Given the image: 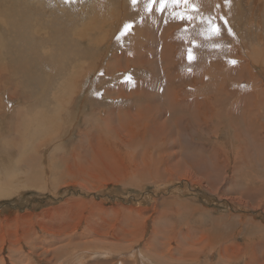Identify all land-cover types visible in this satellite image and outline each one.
I'll use <instances>...</instances> for the list:
<instances>
[{
	"label": "rangeland",
	"instance_id": "obj_1",
	"mask_svg": "<svg viewBox=\"0 0 264 264\" xmlns=\"http://www.w3.org/2000/svg\"><path fill=\"white\" fill-rule=\"evenodd\" d=\"M51 1L0 0V42L11 48H0V155L4 162L21 159L17 164L28 156L39 157L30 167L27 161L14 167L17 173L9 182L13 188L6 185L10 191L0 194V264H264V129L258 125L261 135L253 140V129L246 123L241 130L233 128V147L228 144L231 133L225 132L228 108L236 98L243 99L240 106L246 117L264 114V0H228V5L213 0L205 15L196 6L198 13L193 15L216 16L220 25L221 35L210 39L201 34L205 25L199 19L189 24L168 21L171 8L148 13L145 0L135 6L130 2V10L127 0H58L57 6L50 4L55 12L49 18L55 17V25L68 19L71 33L66 29L62 35L60 29L48 37L14 32V39H9L10 11L20 21L31 20ZM229 5L235 8L229 10ZM240 5L242 11H235ZM65 7L74 13L73 19L64 16ZM184 10L182 5L178 11ZM128 23L133 27L120 36ZM52 41L76 50L68 62L74 78L65 84L73 94L60 95L58 105L43 97L42 103L56 114L58 130L47 125L29 138L16 112L20 107L35 112L34 103L40 91L47 90V81L59 78ZM189 48L195 55L191 63ZM160 50L168 51L162 56ZM209 84L212 90L223 87L234 95L219 112L204 102L203 87ZM185 88L189 92L179 98L182 107L168 109V95ZM125 96L128 103L123 102ZM187 104L200 111L195 114L188 108L187 113ZM57 107L64 110L58 113ZM214 115L226 122L217 125L219 138L207 134L206 124H194L203 118L213 125ZM126 119L129 124L122 128L119 123ZM162 124L170 128L171 139ZM10 144L19 146L14 151ZM200 230L216 235L214 246L208 239L201 244ZM223 235L226 239L218 240ZM103 249L108 253L93 254Z\"/></svg>",
	"mask_w": 264,
	"mask_h": 264
},
{
	"label": "bare ground",
	"instance_id": "obj_2",
	"mask_svg": "<svg viewBox=\"0 0 264 264\" xmlns=\"http://www.w3.org/2000/svg\"><path fill=\"white\" fill-rule=\"evenodd\" d=\"M6 1H8V0H6ZM11 1V0H10ZM45 3H46V0H43ZM192 1H196V6L198 7V8H202L203 9V12H202V14L201 15H205V14H207V8H208V6L209 5H211V1H213V0H209L210 1V4H205L206 2L205 1H203V0H192ZM218 1V0H217ZM237 1V0H236ZM57 2H58V0H52L48 5H39L38 6V8L39 7H43L44 6V10H43V12L40 14V15H37V16H35V17H33L31 20H28V19H25L24 21H20V20H18V18H17V14L15 13V12H12V11H10L9 13H8V21H7V25H8V32L9 33H21L23 36L26 34L25 32H30L31 34H45V35H47L48 37H54V36H56V35H58V33H60V29H63V34L62 35H65L66 34V29H67V32L68 33H71L72 32V30H73V28H72V26H69V21H68V19H66L65 17L67 16V17H71L72 19H73V17H74V13H72V11H71V9H67L66 7L65 8H63V10L65 11V14H64V18H65V22L63 23L62 22V24L61 25H55V24H53L52 23V21H54V18L55 17H50L49 18V15L51 14V12L52 11H54L55 10V8H51L50 7V4L51 3H54V4H56V6H57ZM59 2H60V0H59ZM130 2H131V0H127V9L128 10H130L132 7V5L130 4ZM208 2V1H207ZM221 3V2H220ZM239 3V2H238ZM229 3H227V5H228ZM237 4V3H236ZM235 4V5H236ZM182 5L183 4H181L180 6H179V8H178V10H181V8H182ZM205 6H207V7H205ZM224 6H226V4L224 5ZM92 7V6H91ZM131 7V8H130ZM217 7V6H216ZM37 8V9H38ZM222 8V7H221ZM235 7H232V5H229L228 6V9L230 10V9H234ZM29 8H26V10H28ZM237 9V10H236ZM236 9H235V11H240L241 9H242V6L240 5L239 7H236ZM228 10V11H229ZM242 11V10H241ZM240 11V12H241ZM255 11V10H254ZM55 12V11H54ZM59 12V11H58ZM121 12V11H120ZM134 12H135V10H134ZM231 12V11H230ZM246 12V11H245ZM62 13V12H61ZM225 13V12H224ZM237 13V12H236ZM244 13V12H243ZM59 14V13H58ZM123 14V13H122ZM122 14H120V16L122 15ZM125 14V13H124ZM228 14V13H227ZM232 14V13H231ZM247 14H248V11H247ZM250 14V13H249ZM94 15V14H93ZM229 15V14H228ZM244 15V14H243ZM92 16V15H91ZM95 16V15H94ZM120 16H119V18H120ZM215 16V15H214ZM230 16V15H229ZM122 17V16H121ZM216 17V16H215ZM241 17H242V14H241ZM241 17H238L239 19L241 18ZM231 18V17H230ZM61 19H62V17H61ZM121 19V18H120ZM125 19H126V16H125ZM167 19H168V21H173V17L171 16V11H170V15L168 14V12H167ZM228 19H229V17H228ZM232 19V18H231ZM236 19V18H235ZM246 19V18H245ZM244 19V20H245ZM248 19V18H247ZM243 20V19H242ZM242 20L241 21H239V22H242ZM228 21V20H227ZM263 21V20H262ZM121 22H122V20H121ZM179 22V21H178ZM223 22V21H222ZM229 22V21H228ZM233 22V20H231V23ZM68 23V24H67ZM123 23V22H122ZM172 22H168V24L170 25ZM181 23V22H180ZM244 23V22H243ZM242 23V24H243ZM245 23H247V22H245ZM182 24H184V23H182ZM189 24V23H188ZM219 24V23H218ZM235 24V23H234ZM238 24V23H237ZM259 25V24H258ZM26 26H29L28 28L26 27ZM99 26V25H98ZM190 26V25H189ZM234 25H232V27H233ZM241 26V25H240ZM246 27V26H245ZM244 27V28H245ZM252 27V26H251ZM169 27H166V29H168ZM240 28V27H239ZM100 29V28H99ZM242 29V28H241ZM10 30V31H9ZM57 30V31H56ZM240 30V29H239ZM181 31V30H180ZM234 32H235V30H234ZM176 34V33H175ZM61 35V34H60ZM162 35H163V32L161 31V33H160V36H159V38L161 39L162 38ZM248 35V34H247ZM148 36V35H147ZM170 34H169V41L171 42V39H170ZM242 36V35H241ZM231 37V36H230ZM248 37V36H247ZM261 37V36H260ZM39 38V37H38ZM68 38V37H67ZM9 39H14V37H13V34L12 35H9ZM243 39H244V37H243ZM249 39V38H248ZM261 39V38H260ZM184 40H185V38H184ZM7 41H8V38H7ZM58 41V40H57ZM244 41H246V38H245V40ZM244 41H242V42H244ZM249 41V40H248ZM261 41H262V39H261ZM20 42V41H19ZM53 42V41H52ZM60 42H62L61 40H60ZM21 43H23V41L22 42H20V44ZM44 43V42H43ZM46 43V42H45ZM50 43H51V40H50ZM57 43V42H56ZM56 43L55 42H53L52 44H51V46H52V48H53V50H52V56L55 58H57L58 57V59H52L53 60V62H55V63H57V62H59V73H60V75H59V78H57V77H52L51 78V80L50 81H47V82H49L47 85H46V89L47 90H45V93H43L42 94V92H43V90H42V92L40 91V94H41V97H40V99H39V101L38 100H36L35 101V112H30V111H26L25 109H23L22 107H20V108H18V110H17V112H16V116H17V119L19 120V123L21 124V123H23L22 125H21V129H22V127H24V129H25V132H27V136L29 137V134H31V135H33L37 130L38 131H40V130H42L45 126H47V125H50V127H52V130H58V129H56L55 128V124H57L58 125V123L56 122L57 120L55 119V112H54V110H49V109H47V106L44 104V103H42V101H41V99L44 97V98H50V99H52L53 100V102L55 103V104H57L58 105V100L59 99H61V98H59L60 97V95L62 96V95H64L65 93H67V92H69V94H67L66 95V97L68 98H70V97H72V92H70L71 91V89H70V91L68 90V88H66L65 87V84L68 82V81H70V79H73L74 78V76H72L73 75V70L72 69H70V67L72 66V65H70L68 62H69V57L71 56V55H74V52L76 53V50H66L67 49V47H66V49H64V45H63V47H61L60 46V44H59V42H58V49L59 50H57L56 48ZM70 43V42H69ZM231 43V42H230ZM258 43H260V42H258ZM63 44V43H62ZM243 44H246V43H243ZM257 44V43H256ZM49 45V44H48ZM152 45V44H151ZM163 45H165V43L163 42V44L161 45V48H163L164 46ZM258 45H260V44H258ZM50 46V45H49ZM2 47H6L7 48V51L8 50H10L11 48L9 47V44L8 45H6V43H5V41L4 40H2L1 42H0V48H2ZM21 47H23V45L21 44ZM46 47V46H45ZM168 47L169 46H167V49H168ZM245 46H243V48H244ZM249 47V46H248ZM254 47V46H253ZM260 47H262L261 45H260ZM264 47V46H263ZM51 48V49H52ZM139 48V47H138ZM152 48V47H151ZM252 48V47H251ZM64 49V50H63ZM71 49H72V47H71ZM254 49V48H253ZM44 50V49H43ZM152 50V49H151ZM257 51H260V50H258V49H256ZM261 50H263L262 48H261ZM82 51V50H81ZM138 51V50H137ZM144 51V50H143ZM142 51V52H143ZM168 50H165V52L163 51V50H160V55H162V56H164L165 55V53L167 52ZM169 51H171V50H169ZM204 51V50H203ZM49 52V51H48ZM56 52V53H55ZM139 52V51H138ZM145 52V51H144ZM163 52H164V55H163ZM81 53H83V51L81 52ZM141 53V52H140ZM262 53V52H261ZM260 53V54H261ZM21 54V53H20ZM23 54V53H22ZM24 54H25V52H24ZM36 54V53H35ZM142 54H144V53H142ZM170 53L168 52L167 53V55H169ZM260 54L258 55H256L258 58H259V56H260ZM34 55V54H33ZM262 55H263V57H262V60H264V53H262ZM28 56H30V55H28ZM23 56H20V58H22ZM37 57H39L38 55H37ZM41 57V56H40ZM169 57H173V56H170L169 55ZM251 57H253L254 59H255V54H251ZM32 58V57H31ZM42 58V57H41ZM27 59V58H26ZM43 59V58H42ZM87 60V58H85L84 57V60ZM58 60V61H57ZM142 60V59H141ZM173 60H175V59H173ZM29 61V60H28ZM139 61H140V59H139ZM168 61H169V59H168ZM248 61V63H250L251 61L250 60H247ZM246 61V62H247ZM198 62V61H197ZM243 62V61H242ZM257 62V61H256ZM17 63L18 62H15V64L14 65H17ZM247 63V64H248ZM262 63V62H261ZM25 64V63H24ZM58 64V63H57ZM180 65H181V63H179ZM244 65H246L245 64V62L243 63ZM243 64H241V65H239V67H242V69H244V65ZM93 65H95V64H93ZM97 65V64H96ZM255 65V64H254ZM18 66V65H17ZM20 66V65H19ZM46 66V65H45ZM53 66V65H52ZM183 66V65H182ZM250 66H251V64H250ZM247 67H249V66H247ZM262 67V66H261ZM19 68H22V67H19ZM78 68V67H77ZM173 69H175L176 68V65L175 66H173L172 67ZM180 68L181 67H179L178 68V70H180ZM15 69V68H14ZM55 69H56V67H55ZM92 69V68H91ZM193 69V68H192ZM17 70V69H16ZM186 70V69H185ZM2 71H3V69H2ZM51 71V70H50ZM187 71V70H186ZM189 71V70H188ZM9 72V71H8ZM19 72V71H18ZM53 71H51V73H52ZM56 72H58V71H56ZM21 73H22V71H21ZM192 75L194 74V72H190ZM47 75V74H46ZM27 76H30V75H27ZM53 76V75H52ZM214 77H216V74H214L213 75ZM72 77V78H71ZM44 79H45V77H44ZM41 80H43V78H41ZM19 81V80H18ZM43 81H45V80H43ZM42 81V82H43ZM46 82V83H47ZM31 83V82H30ZM45 83V82H44ZM218 83H220V82H218ZM217 83V84H218ZM212 84V83H211ZM209 84L208 86H205V87H203L204 89V94H205V98H204V102H205V104H206V107L207 108H209L212 112H219L220 110H222L224 107H226V105H228L230 102H232V100H233V98H234V95L233 94H226L227 92H228V90H226V89H224L223 87L222 88H220V89H217L216 88V90H212V89H210V86H212V85H214V84ZM31 85V84H30ZM29 86V85H28ZM218 86H219V84H218ZM223 86V85H222ZM216 87H217V85H216ZM221 87V86H220ZM90 88H91V86H90ZM188 88V87H187ZM36 88L34 87V89L32 90V91H34ZM38 89V88H37ZM44 89V88H43ZM228 89V88H227ZM14 90V89H13ZM88 90V89H87ZM132 91H133V89H131ZM225 90V91H224ZM39 91H38V93H39ZM134 91L135 92H137L135 89H134ZM133 91V93H134V95H138V94H136L135 92ZM246 91H248V90H246ZM189 92V90H187L186 88L185 89H183V90H180L178 93L177 92H175V93H172V95H171V93L168 95V98H167V105H168V109H173V108H175V107H182V103L180 102V97H183V96H185L187 93ZM36 93V92H35ZM87 93V92H86ZM226 94V95H225ZM36 95V94H35ZM64 97V96H63ZM59 98V99H58ZM178 98V99H177ZM63 99V98H62ZM32 100V99H31ZM72 100V99H71ZM70 100V101H71ZM243 99H239V100H237V98H236V100H235V102H234V104L233 105H231L230 104V106H229V108H228V113H227V116H226V119L229 121V123L228 124H226L227 125V128H228V131L225 129V132L226 133H231V130L234 128L235 130H241V127H242V124L243 123H246L248 126H250L251 127V129H253V134L251 135V138L254 140V139H257L258 137H260V135H261V132L259 131L260 129H258V125H260L261 127H263V129H264V121H263V119H264V114L263 113H256V114H253V115H250V116H248V117H246V115H245V111H244V109L243 108H241V106H240V103H241V101H242ZM61 101V100H60ZM67 101H68V99H67ZM91 101V100H90ZM64 102V101H63ZM124 103H128L129 101L127 100V96H125V99H124V101H123ZM222 102H224V103H222ZM38 103H41V105L39 106L38 105ZM215 103V104H214ZM26 105V104H25ZM61 105H62V102H61ZM126 105V104H125ZM190 104H187V105H184L183 106V109L185 110V111H187V113H190L191 111L192 112H194L195 114H197L200 110H198L197 108H196V106L195 105H190ZM65 106V105H64ZM188 108L191 110H188ZM8 110H10V108H8ZM56 110L57 111H59L58 113H60L61 111H63L64 109H62L61 107H57L56 108ZM117 111H119V109H117ZM156 112H157V110H155V111H152L149 115H151V114H156ZM46 113H49V115L48 114H46ZM50 117H52V119L53 120H48V118H50ZM75 117V116H74ZM161 117H163V119H165V117H166V115L165 114H163ZM213 117H215L214 118V124L213 125H211V124H208L207 122H206V120L205 119H203V118H199V119H196L195 121H194V124H202V125H205L206 124V127L208 128L207 129V131L209 132H207V134L208 135H210V136H216V135H218L219 134V132L217 131V128H220L219 126H217V125H220L222 122H225V120L224 119H222L219 115H214ZM143 118V117H142ZM23 119H25L24 120V122L22 121ZM13 120V118H10V120H9V122L10 123H12V124H14L13 126L14 127H18V125L16 124V122H13L12 121ZM226 123V122H225ZM120 124V126L122 127V128H126V126L129 124V120H123V122H120L119 123ZM161 124V123H160ZM28 125H30V128H27V126ZM163 125V130L164 129H166L168 132V134H170L169 135V139H171V135H172V132H171V130H170V128L167 126V125H164V124H162ZM107 126V125H106ZM120 128V127H119ZM162 128V127H161ZM24 129H22V130H24ZM51 129V128H50ZM188 129H190V130H192L193 128H192V123L190 124V125H188ZM9 130V132L12 130H10V129H8ZM148 130V129H147ZM154 130V129H153ZM178 130V129H177ZM120 131H122V130H120ZM157 131V130H156ZM1 132V131H0ZM9 132H8V134H9ZM13 132V131H12ZM148 132V131H147ZM154 132V131H153ZM7 134V135H8ZM10 134H11V132H10ZM150 134H151V131H150ZM177 134V133H176ZM192 134V132L189 134V136ZM198 134V133H197ZM0 135H1V133H0ZM24 135H26V134H24ZM24 135H23V139H25L26 138V136L24 137ZM30 135V136H31ZM199 135V134H198ZM237 135H238V133H237ZM13 136H14V134L12 135V138H13ZM6 136H4V138H5ZM15 137V136H14ZM32 137V136H31ZM31 137H29V138H31ZM34 137V136H33ZM175 137V136H174ZM11 138V139H12ZM20 138H22V137H20ZM35 138V137H34ZM34 138L32 139V140H34ZM39 138V137H38ZM104 138L106 139V140H109L110 138H111V136H107L106 135V133H104ZM163 138H164V136H163ZM216 138H219L218 136H216ZM102 139V138H101ZM20 140H22V139H20ZM98 140V143H99V139H97ZM137 140V139H136ZM154 140V139H153ZM155 140H157V139H155ZM252 140V141H253ZM15 141H18V140H15ZM110 141V140H109ZM108 141V142H109ZM152 141V140H151ZM1 142V141H0ZM106 142V141H105ZM159 142V141H158ZM234 142H235V136L234 135H232V133L229 135V137H228V144L230 145V146H234ZM2 143V142H1ZM7 143V142H6ZM21 143H23V142H21ZM148 143V142H147ZM8 144L9 143H7V150H8V152H9V148H8ZM19 144H20V142H19ZM33 145V143H30V145ZM100 144V143H99ZM101 144H103V143H101ZM106 144V143H105ZM11 145V144H10ZM9 145V146H10ZM23 145H25V143H23ZM22 145V146H23ZM31 145V146H32ZM49 145V144H48ZM165 146L167 145V143L166 144H164ZM163 145V146H164ZM19 146V145H18ZM18 146H16V147H14V151H15V148H17ZM107 146V145H106ZM110 146V145H109ZM151 146H152V144H151ZM154 146V145H153ZM171 146V145H170ZM170 146H169V148H170ZM2 146H0V149L2 150V148H1ZM11 147H12V145H11ZM12 147V148H13ZM25 147H28V146H26L25 145ZM40 147V146H39ZM167 147H168V145H167ZM11 148V149H12ZM133 148V147H132ZM10 149V150H11ZM165 149V148H164ZM168 149V148H167ZM176 149V148H175ZM22 150L23 151H26V150H24L23 148H22ZM20 151V153L22 154V153H24L23 151ZM35 150H36V148H35ZM115 150V149H114ZM38 151V150H37ZM128 151V150H127ZM173 151V150H172ZM237 151V150H236ZM4 152H5V150H4ZM28 152H30V151H28ZM0 153H2V152H0ZM13 153V152H12ZM38 153H39V151H38ZM4 154V153H3ZM33 154H36V156H38V154L37 153H35V151L33 152ZM152 154H154V153H152ZM177 154H180V153H178L177 152ZM6 155H7V153H6ZM133 155V154H132ZM7 156H9V155H7ZM24 156H28V154L26 155V153H25V155ZM122 157V156H121ZM19 158H20V156H19ZM39 158V157H38ZM38 158H36V157H26V159L25 160H22V162H21V164H20V162L18 163V164H20V165H22L24 162H26L27 161V163H26V165L27 166H29L30 167V165H32L34 162H36L37 161V163H38ZM8 159V161H9V158H7ZM121 159V158H120ZM131 159V158H130ZM11 160V162H4V157L2 156V155H0V176H5V177H0V194H5L6 195V192H9L10 190L9 189H7V186L8 187H10V189H12L13 188V186L11 185H9V182H11V183H13L12 182V180H13V176L11 175V174H15L16 175V173H17V171H15L14 169H16V168H14V167H16L18 164H17V162L18 161H20L21 159H19V160H17V159H15L14 157L12 158V159H10ZM172 160V159H171ZM146 161V160H145ZM13 163H14V165H13ZM25 164V163H24ZM179 165V164H178ZM133 166V165H132ZM24 167V166H23ZM181 167V166H180ZM177 168V167H176ZM171 169V168H170ZM173 169V168H172ZM178 169V168H177ZM10 170H14V171H11L10 172ZM174 170V169H173ZM183 170V169H182ZM30 171V170H29ZM152 171V170H151ZM8 173H10V174H8ZM170 173V172H169ZM10 176V178H8V179H6L5 180V178H6V176ZM170 175V177H171V173L169 174ZM156 176V175H155ZM157 177H159L158 175H157ZM14 181V180H13ZM16 182V181H15ZM6 183H8V184H6ZM7 185V186H6ZM22 191V190H21ZM18 193V192H17ZM2 194V195H3ZM2 195H0V196H2ZM8 195H10L9 193H8ZM56 197V196H55ZM244 214V213H243ZM33 216V215H32ZM249 220V219H248ZM245 221V220H244ZM30 223V222H29ZM248 223V222H247ZM40 224H41V222H40ZM248 226V225H247ZM217 229V228H216ZM201 231V230H200ZM203 234H202V240L200 241L201 242V244L203 245V242H204V240H206V239H208V240H210L211 241V245L212 244H215L216 242H214L215 241V238H216V235H214V234H212V235H209L208 233H206V232H203V231H201ZM204 235H206V236H204ZM214 238V240L212 241V239ZM186 239V238H185ZM222 239L223 240H225L226 239V236H222V238L219 236L218 237V240H220V241H222ZM207 240V241H208ZM205 243V242H204ZM200 243H199V245H201ZM208 244H210V242H208ZM204 245H207V243L206 244H204ZM210 245V246H211ZM229 245V244H228ZM187 246V245H186ZM212 246H214V245H212ZM226 245H224V247H225ZM205 247V246H204ZM203 246L201 247L202 249L204 248ZM207 247V246H206ZM227 247V246H226ZM245 247V246H244ZM263 247V246H262ZM236 248V247H235ZM16 249V248H15ZM225 249H228V247L227 248H225ZM14 250V249H13ZM230 250H232L231 248H230ZM229 250V251H230ZM17 251V250H16ZM223 251H224V254H225V250L223 249ZM242 251V250H241ZM10 252H11V250H10ZM141 252V251H140ZM227 252H228V250H227ZM259 252V251H258ZM14 253V252H13ZM12 253V254H13ZM97 253H99V254H107L108 252L106 251V250H102V251H100V250H97V251H94V253L93 254H97ZM128 253V252H127ZM230 252H228L227 254H229ZM27 254V253H26ZM58 254V253H57ZM238 254V253H237ZM258 254V253H257ZM8 255H9V253H8ZM101 255H99V257H100ZM104 256H106V255H104ZM226 256H228V255H226ZM73 257V256H72ZM86 257V256H85ZM92 257V256H91ZM168 257V256H167ZM224 257V256H223ZM229 257V256H228ZM262 257V256H261ZM25 258V257H24ZM87 258H89V257H87ZM86 258V259H87ZM146 258V257H145ZM171 258V257H170ZM59 259V258H58ZM82 259V258H81ZM186 259H188V258H186ZM179 260V259H178ZM189 260V259H188ZM25 261H27L26 259H25ZM62 261V260H61ZM112 260H110V262H111ZM182 261V260H181ZM49 262V261H48ZM54 263V262H53ZM172 263H173V261H172ZM250 264V263H249Z\"/></svg>",
	"mask_w": 264,
	"mask_h": 264
},
{
	"label": "snow or ice",
	"instance_id": "obj_3",
	"mask_svg": "<svg viewBox=\"0 0 264 264\" xmlns=\"http://www.w3.org/2000/svg\"><path fill=\"white\" fill-rule=\"evenodd\" d=\"M227 3L228 0H225ZM131 3L135 6L138 3V0H131ZM183 4L185 6L184 11H178L179 6ZM158 5V7H157ZM146 11L151 13L156 11L158 13H164L166 9L171 8V16L175 19L186 23H194L199 19V22L205 25V31L202 32V35H205L206 38L219 37L221 35L220 25L216 22L215 17H198V15H193L192 13H198V8L195 4L192 3V0H145ZM191 7V13L188 11V8ZM222 19V18H221ZM133 27L132 23H128L124 25L123 30L120 32V36H124L128 31ZM187 30V29H185ZM231 33V29H229ZM119 39V37H117ZM193 45L195 46V42L193 41ZM214 47H219V45H213ZM195 59V55L193 53V49H188V60L191 63ZM231 64H236L237 61H230ZM126 80L131 82V77H126Z\"/></svg>",
	"mask_w": 264,
	"mask_h": 264
}]
</instances>
